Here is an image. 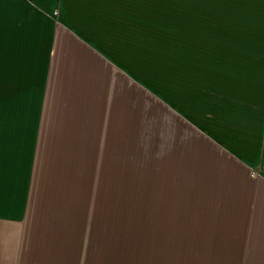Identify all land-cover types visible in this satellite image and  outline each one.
Listing matches in <instances>:
<instances>
[{
	"label": "crops",
	"instance_id": "1",
	"mask_svg": "<svg viewBox=\"0 0 264 264\" xmlns=\"http://www.w3.org/2000/svg\"><path fill=\"white\" fill-rule=\"evenodd\" d=\"M19 1L22 27L7 29L20 39L21 52L28 50L22 63L36 66L37 77L32 71L18 77L21 87L9 89L16 98L4 111L31 114L7 129L33 136L17 141L24 166L0 158V188H25V218L29 189L46 188L41 182L52 160L92 162L88 178L124 188L126 96L122 63L110 55L101 26L72 14L78 3ZM168 87L165 148L147 160L138 154L143 162L134 166L148 188L139 225L155 243L178 244L179 252L168 255L176 264H264V87L199 90L192 98ZM131 103L139 102L132 96ZM135 112L140 118L139 106Z\"/></svg>",
	"mask_w": 264,
	"mask_h": 264
},
{
	"label": "rangeland",
	"instance_id": "2",
	"mask_svg": "<svg viewBox=\"0 0 264 264\" xmlns=\"http://www.w3.org/2000/svg\"><path fill=\"white\" fill-rule=\"evenodd\" d=\"M18 3L0 0V158L24 166L15 153L17 141L25 137L30 142L33 134L7 126L31 114L4 111L5 103L16 98L9 89L21 87L18 77L29 71L37 77L36 66L22 63L28 61V50L21 52L20 39L7 29L22 27ZM76 3L79 12L72 14L93 28L102 27L110 55L122 63L125 74V186L107 185L99 175L88 178L92 162L52 160L41 182L46 188L29 189L25 218L20 211L25 188H0V264H176L168 255L179 252L178 244L155 243L149 228L139 225V213L147 212L148 188L140 184L143 174L134 166L143 162L138 154L147 160L158 147L160 153L165 148L168 86L173 95L183 89L187 98L203 90L264 87V0L69 4ZM132 96L139 103L133 105ZM130 103L135 111L140 107V118L128 111ZM113 175L116 180L115 171Z\"/></svg>",
	"mask_w": 264,
	"mask_h": 264
},
{
	"label": "built area",
	"instance_id": "3",
	"mask_svg": "<svg viewBox=\"0 0 264 264\" xmlns=\"http://www.w3.org/2000/svg\"><path fill=\"white\" fill-rule=\"evenodd\" d=\"M258 174H259V173H258L257 171L253 173L254 176H256V175H258Z\"/></svg>",
	"mask_w": 264,
	"mask_h": 264
}]
</instances>
